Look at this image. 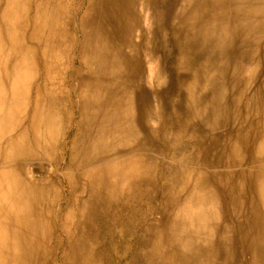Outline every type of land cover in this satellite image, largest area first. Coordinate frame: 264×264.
Listing matches in <instances>:
<instances>
[{"label":"bare ground","instance_id":"1","mask_svg":"<svg viewBox=\"0 0 264 264\" xmlns=\"http://www.w3.org/2000/svg\"><path fill=\"white\" fill-rule=\"evenodd\" d=\"M209 1L178 11L174 22V36L182 41L190 33L189 44L204 56L174 101L173 117L183 127L170 126L162 135L175 150L207 92L215 91L221 122L234 127L239 112L246 119L253 106L264 104V82L252 88L245 80L226 90L219 70L212 74L213 48L207 43L212 38L219 43L228 26L235 33L248 25L228 23L230 0ZM164 17L156 0H0V264H47L53 236L63 248L61 264H102L97 225L118 211L132 231L145 230L139 239L142 264H173L159 231L165 219L142 226L153 171L149 134L156 138L148 125L149 77L156 40L164 36ZM250 20L261 37L264 3ZM252 58L257 68L251 69V80L264 66V49L259 47ZM241 126L234 130L232 153L223 159L195 160L190 154L198 171L194 177L181 176L183 194L177 197L197 204L199 213H188L184 221L175 217V226L209 224L199 230L203 235L219 232L220 218L209 204L216 199L210 201L213 191L206 179L239 170L242 184L244 174L255 169L261 170L256 195L264 221V145L257 148L256 159L247 161L240 153L246 138ZM64 146L67 156L62 158ZM243 195L234 196L235 209L245 201ZM256 238L255 253L249 249L252 264H264V229Z\"/></svg>","mask_w":264,"mask_h":264},{"label":"rangeland","instance_id":"2","mask_svg":"<svg viewBox=\"0 0 264 264\" xmlns=\"http://www.w3.org/2000/svg\"><path fill=\"white\" fill-rule=\"evenodd\" d=\"M197 1L156 0L159 14L163 9L165 28L161 32L164 36L160 40L157 39L154 46V53L157 57L152 63V74L149 77L152 88L149 92L148 125L153 127L156 138L152 139V135L149 134L148 150L150 153L148 157L153 171L147 186L148 211L142 226L144 228L146 224H154L161 218L165 219L159 231L162 228L164 234L162 241L170 250V260L173 264H252L254 249L260 243V240L256 238V233L264 229V221L259 217L262 212L256 195L258 190L256 179L260 176L261 170L255 169L244 174L242 183L244 188L237 178L239 170L232 175H223L221 179L212 175L206 179L213 191L209 197L210 201L216 199V204L211 202L209 204H212L220 218L219 232L203 235L199 230H207L209 224L205 227H198L193 223H188L178 227L173 223L175 217L184 221L183 218L188 213L193 215L199 213L197 204L187 203L177 197L179 193L183 194L181 176L188 174L194 177L197 174L198 166L194 160L191 161L192 157L195 160L205 159L211 162L223 159L228 152L232 153L233 133L235 128L241 125L246 138L244 140L245 149L240 148V153L244 154L247 161L256 159L257 148L264 145V104L253 106L251 114L246 119H243L239 112L238 118L240 119L235 127L233 124H223L221 113L218 114L216 109L215 100L217 98L215 99L213 90L206 93L204 104L201 105L199 113L190 121L188 132L180 140L178 150L170 146L166 140H162V135L168 133L170 126L183 127L182 121L173 117L174 101L190 80L194 67L204 58L189 44L190 33L182 41H179L173 34L177 12L188 11L198 3ZM262 3L264 0L228 1L226 3L227 11H229L228 23L236 20L239 24L248 25V27L233 33L231 27L228 26L221 35L219 43L215 38L207 43L209 49L213 48L209 50L212 52L210 55L212 74L216 76L219 70L221 85L226 90L230 89L232 83L243 84L245 80L252 88L257 83L264 82V66L261 67V65L256 76L252 80L250 78L251 69L257 68L252 64L253 54L259 47L264 49V30L261 37L255 35L250 18L255 7ZM197 6L200 9L204 7V4L201 2ZM231 13L234 15L232 18ZM140 37L142 38V35ZM137 84L139 85V81ZM127 102V115H129L130 98H127ZM140 108L143 110L144 104H141ZM73 131L74 128L67 132L66 140L71 139ZM185 144L189 146L188 149ZM66 150L67 146H64L61 152L62 158L67 156ZM172 191L178 193L174 198L170 196ZM240 195L244 196L245 201L235 209L232 200L234 196L241 197ZM168 197L173 201L168 202ZM143 206L145 205L141 204V207ZM97 226L99 244L96 251L100 253L99 260L102 264L143 263L139 240L145 232L142 227H137L132 231L124 214L119 211L114 213L113 219L100 221ZM249 249L254 253H249ZM62 251L63 248L56 244L54 236L50 238L51 259L47 264H61Z\"/></svg>","mask_w":264,"mask_h":264}]
</instances>
